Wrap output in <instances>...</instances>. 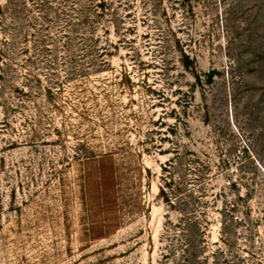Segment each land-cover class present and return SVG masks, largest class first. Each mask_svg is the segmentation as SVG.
<instances>
[{"label": "rangeland", "instance_id": "rangeland-1", "mask_svg": "<svg viewBox=\"0 0 264 264\" xmlns=\"http://www.w3.org/2000/svg\"><path fill=\"white\" fill-rule=\"evenodd\" d=\"M0 264H264V0H0Z\"/></svg>", "mask_w": 264, "mask_h": 264}]
</instances>
